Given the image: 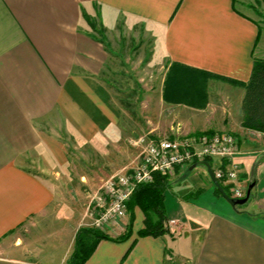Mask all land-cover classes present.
I'll return each mask as SVG.
<instances>
[{
  "label": "crops",
  "instance_id": "1",
  "mask_svg": "<svg viewBox=\"0 0 264 264\" xmlns=\"http://www.w3.org/2000/svg\"><path fill=\"white\" fill-rule=\"evenodd\" d=\"M262 26L264 0H0V264H67L80 226L66 204L137 162L132 119L103 78L109 47L128 41L149 44L162 71L165 129L148 133L236 132L233 161L254 187L232 207L205 166L219 160L178 167L163 194L175 231L139 236L135 207L130 235L115 241L113 229L84 264H264V144L241 126L237 85L264 54ZM64 217L74 223L61 245L52 224Z\"/></svg>",
  "mask_w": 264,
  "mask_h": 264
},
{
  "label": "built area",
  "instance_id": "2",
  "mask_svg": "<svg viewBox=\"0 0 264 264\" xmlns=\"http://www.w3.org/2000/svg\"><path fill=\"white\" fill-rule=\"evenodd\" d=\"M264 141V134L262 135ZM139 148L137 162L129 170L104 181L91 202L98 217L92 227L106 233L110 225H119L127 218V203L139 186L154 182V176L172 175L176 168L217 159L221 164L213 170L217 182L229 188V197L242 199L246 186L241 182L240 167L233 161L239 152L236 137L230 133L202 132L181 134L179 128L169 138L153 135L131 140ZM177 223L171 220L169 229L174 232ZM172 227V228H171Z\"/></svg>",
  "mask_w": 264,
  "mask_h": 264
},
{
  "label": "rangeland",
  "instance_id": "3",
  "mask_svg": "<svg viewBox=\"0 0 264 264\" xmlns=\"http://www.w3.org/2000/svg\"><path fill=\"white\" fill-rule=\"evenodd\" d=\"M263 29L264 26H262V30ZM100 36L103 37L101 33ZM117 46H118L117 47L118 50L116 52H113L114 49L109 47V52L115 54L110 56V60H108V63L104 69L103 78L109 85H111L113 92L116 93V102L118 103L119 108H122L124 114L128 118L132 119L131 137L136 139L139 136L148 135L149 134L148 131L150 130V128L156 126L158 127V129H160V131H162V129L164 130L165 126L162 125L163 124L162 118L161 119L159 118L158 120V116H157V110H158L157 85L160 82L162 71L152 63L149 44L146 43L137 44L135 41L133 42L128 41L123 44L117 43ZM258 59H264V54L258 56ZM219 80L224 81L222 79ZM214 95L215 94H213V97ZM219 99L221 100L222 98ZM171 124L172 126L177 125L176 122L175 123L172 122ZM177 126L174 128H177ZM181 127L182 126L180 125L179 128ZM254 132H256L255 133L256 139L260 141L262 144H264L262 138V135L264 133L257 131ZM179 133L185 134L186 132L181 128V130H179ZM233 133L234 135L237 134L236 132ZM153 136L154 137L158 136L160 138H169V134H167L166 131H163V133L160 135H153ZM69 167H71L73 170L72 174L79 173V171L85 172V168L83 169L78 168L76 164L70 163ZM168 177L169 176L167 175V178ZM105 180H100L99 188L103 185ZM99 188L97 189V191L99 190ZM84 189L86 190V188ZM88 189L89 188H87L86 191L89 192ZM65 191L66 190H63L62 193L65 194ZM96 192H94V194L89 196L91 194L90 192L88 195L89 197H87L85 202L73 201L75 203L70 202L66 204L67 206H69V209H73L74 213L79 215V219H78L79 220L78 223L80 226L79 229L88 228L107 235L114 232L113 229L121 227L123 228L122 230L116 229L117 231H115V233L113 234H116L118 232H122L124 234L128 226V220L126 219L121 221L118 226L110 225L109 228H107L108 231L106 233L99 231L97 228L92 227L93 220L96 217H98L97 211L93 209V203L91 202ZM259 195L261 197L263 196L262 193ZM75 198L76 197L74 196V200ZM64 220L69 222H66ZM64 220L58 218L57 221H54L52 224L53 227L52 230H56L55 234L59 232L57 236L60 238L59 244L61 245L65 244V240L67 239V234L69 233L68 228L71 223H74L72 217H68V218L64 217ZM170 221L171 220H167L166 222L164 221L165 223L164 225L166 226L168 231H170L169 229ZM121 235H119L118 237H120Z\"/></svg>",
  "mask_w": 264,
  "mask_h": 264
},
{
  "label": "trees",
  "instance_id": "4",
  "mask_svg": "<svg viewBox=\"0 0 264 264\" xmlns=\"http://www.w3.org/2000/svg\"><path fill=\"white\" fill-rule=\"evenodd\" d=\"M225 80L224 78H220ZM244 89L241 103V126L245 129L264 133V59H255L249 80L246 83H237ZM212 133V131H206ZM208 160L204 161L207 162ZM226 195L229 188L219 182ZM168 187L167 175L156 174L154 182L139 186L127 203L129 224L126 231L115 241L126 239L133 223L132 209L137 207L144 216V228L138 232L139 236H157L168 231L164 225L163 194ZM215 193L221 195L215 187ZM109 237L101 232L88 228H80L75 234L73 251L67 264H84L94 251L98 242Z\"/></svg>",
  "mask_w": 264,
  "mask_h": 264
},
{
  "label": "water",
  "instance_id": "5",
  "mask_svg": "<svg viewBox=\"0 0 264 264\" xmlns=\"http://www.w3.org/2000/svg\"><path fill=\"white\" fill-rule=\"evenodd\" d=\"M205 166L207 167V171L208 174L210 176V179L212 180L214 186L219 190L220 194L222 195V197L232 206V207H237V206H242L244 204L247 203V201L249 200L250 197V193L252 188L254 187V184H251L248 186L247 190H246V195L244 198L242 199H232L230 198L228 195L225 194V192L223 191L222 187L219 185V183L215 180L213 172L211 170V168L208 166L207 163H205Z\"/></svg>",
  "mask_w": 264,
  "mask_h": 264
},
{
  "label": "bare ground",
  "instance_id": "6",
  "mask_svg": "<svg viewBox=\"0 0 264 264\" xmlns=\"http://www.w3.org/2000/svg\"><path fill=\"white\" fill-rule=\"evenodd\" d=\"M219 183V182H218Z\"/></svg>",
  "mask_w": 264,
  "mask_h": 264
}]
</instances>
